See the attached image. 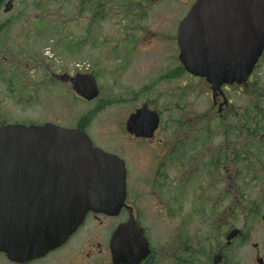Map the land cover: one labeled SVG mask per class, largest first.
Here are the masks:
<instances>
[{
  "label": "flooded vegetation",
  "instance_id": "af4514ba",
  "mask_svg": "<svg viewBox=\"0 0 264 264\" xmlns=\"http://www.w3.org/2000/svg\"><path fill=\"white\" fill-rule=\"evenodd\" d=\"M23 1L28 11L19 10ZM205 1L0 0V127L52 124L88 134L84 118L63 123L65 98L98 101L86 116L119 104L101 99V71L125 72L138 53L157 72L142 92L168 84L154 99L127 102L134 107L123 122L126 149H104L124 162L122 203L89 211L46 254L0 251V264H264V49L242 83L214 88L187 71L179 29ZM227 18L212 17L209 31L220 23L230 30L236 20ZM113 19L115 34L101 25ZM222 39L234 43L231 33ZM90 80L98 90L92 100L76 88ZM200 92L203 108L178 105Z\"/></svg>",
  "mask_w": 264,
  "mask_h": 264
},
{
  "label": "water",
  "instance_id": "95a60500",
  "mask_svg": "<svg viewBox=\"0 0 264 264\" xmlns=\"http://www.w3.org/2000/svg\"><path fill=\"white\" fill-rule=\"evenodd\" d=\"M212 17L236 23L210 32ZM230 33L228 46L222 36ZM179 47L187 71L206 76L214 88L245 82L264 49V0L198 4L180 26ZM76 88L85 99L98 96L94 80ZM156 126L157 120L148 135ZM125 178L123 160L93 146L81 130L0 127V251L33 259L61 246L89 211L122 203Z\"/></svg>",
  "mask_w": 264,
  "mask_h": 264
},
{
  "label": "rangeland",
  "instance_id": "374dc122",
  "mask_svg": "<svg viewBox=\"0 0 264 264\" xmlns=\"http://www.w3.org/2000/svg\"><path fill=\"white\" fill-rule=\"evenodd\" d=\"M23 2L26 3V1ZM19 10L28 11L29 9L27 7V3L25 7L20 8ZM14 15H12L11 17H13ZM3 18H5V16H3ZM85 24V19H81L79 25L80 28L85 27L87 25ZM115 24L116 19H113L112 24L104 22L101 25L105 31L111 30L113 34H115ZM79 30L81 29H78L76 31ZM124 48L125 54L128 55L132 52L133 49L130 46ZM97 52H99V50ZM110 56H112L111 61L113 62L116 57V51L113 50ZM136 57L138 58V60H135V62H133L130 67H126L125 72L121 71V67L116 68L114 74H111V72L106 70L101 71L103 72L100 77V84L102 87L101 99L114 101L119 100V104L116 103L113 105H109L94 116H86V114H88L89 111L96 104H98V101L92 103L85 101L74 102L70 98L66 97L65 109L62 116L64 117L63 123L65 125H75L79 120L81 121V119L84 118L83 121L88 126L86 130L90 137L93 139V142L95 141L94 143L97 146L106 150L119 149L120 147L126 149L125 144L128 142L123 135L125 134L123 122L129 115L132 107H134V105L128 104L127 102L138 99V103H141V101L147 100L148 98L154 99L160 90L163 91L168 86V84L164 82H155L151 86V88L146 89L148 92L143 93L142 91H145L143 87L147 85L149 79H151L153 75H157V72L155 71L154 73L152 72V70L149 71L148 66L153 69V65H147V63H143L145 62V59H142L139 53L136 55ZM98 70L100 72V69ZM177 83L182 82L177 81ZM201 95L202 94L200 92L198 98H196V96L188 97L186 98L187 102H179L178 105H189L190 102H192L193 107H195L196 109H201L206 105V97H203ZM160 96L161 93L158 95V97ZM162 97L166 99V102L179 101L177 99H172V97L164 94L162 95ZM163 106L164 105H162L161 107Z\"/></svg>",
  "mask_w": 264,
  "mask_h": 264
}]
</instances>
